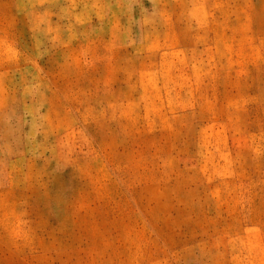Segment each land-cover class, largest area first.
Masks as SVG:
<instances>
[{
	"label": "rangeland",
	"instance_id": "374dc122",
	"mask_svg": "<svg viewBox=\"0 0 264 264\" xmlns=\"http://www.w3.org/2000/svg\"><path fill=\"white\" fill-rule=\"evenodd\" d=\"M0 264H264V0H0Z\"/></svg>",
	"mask_w": 264,
	"mask_h": 264
}]
</instances>
